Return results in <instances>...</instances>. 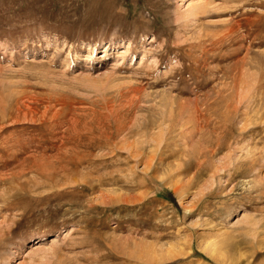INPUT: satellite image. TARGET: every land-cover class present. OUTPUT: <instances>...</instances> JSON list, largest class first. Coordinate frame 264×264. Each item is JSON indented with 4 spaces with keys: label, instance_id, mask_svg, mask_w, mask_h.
<instances>
[{
    "label": "rangeland",
    "instance_id": "rangeland-1",
    "mask_svg": "<svg viewBox=\"0 0 264 264\" xmlns=\"http://www.w3.org/2000/svg\"><path fill=\"white\" fill-rule=\"evenodd\" d=\"M0 264H264V0H0Z\"/></svg>",
    "mask_w": 264,
    "mask_h": 264
},
{
    "label": "bare ground",
    "instance_id": "bare-ground-1",
    "mask_svg": "<svg viewBox=\"0 0 264 264\" xmlns=\"http://www.w3.org/2000/svg\"><path fill=\"white\" fill-rule=\"evenodd\" d=\"M188 2L190 1V0H187ZM251 86V85H250ZM257 86V85H256ZM241 96V95H240ZM242 97V96H241ZM244 98V97H243ZM247 98V97H246ZM234 108V107H233ZM237 108V107H236ZM234 110H236V109H234ZM228 112H231V111H228ZM232 112H233V110H232ZM197 113V112H196ZM199 116V115H198ZM194 121V120H193ZM209 122V121H208ZM193 124H194V122H192ZM197 123H198V121H197ZM200 124V123H199ZM201 125V124H200ZM203 127H205V126H203ZM209 128V127H208ZM243 128V127H242ZM196 129V128H195ZM196 131V130H195ZM141 144V143H140ZM157 144V143H156ZM155 153V152H154ZM114 197V196H113Z\"/></svg>",
    "mask_w": 264,
    "mask_h": 264
}]
</instances>
